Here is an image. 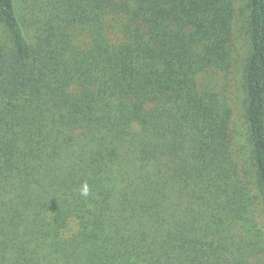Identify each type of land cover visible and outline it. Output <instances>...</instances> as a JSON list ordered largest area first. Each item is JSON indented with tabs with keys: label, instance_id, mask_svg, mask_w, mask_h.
<instances>
[{
	"label": "trees",
	"instance_id": "16d2710c",
	"mask_svg": "<svg viewBox=\"0 0 264 264\" xmlns=\"http://www.w3.org/2000/svg\"><path fill=\"white\" fill-rule=\"evenodd\" d=\"M217 4L0 0V264H264V0L245 142Z\"/></svg>",
	"mask_w": 264,
	"mask_h": 264
},
{
	"label": "rangeland",
	"instance_id": "374dc122",
	"mask_svg": "<svg viewBox=\"0 0 264 264\" xmlns=\"http://www.w3.org/2000/svg\"><path fill=\"white\" fill-rule=\"evenodd\" d=\"M24 0H17L18 5ZM32 1V0H27ZM35 2L37 0H34ZM46 2V0H42ZM248 0H218L217 10L220 23L217 25V39L224 42L222 52L226 54L222 68L210 71L207 76L213 81V88L220 101L228 100L239 133L246 141L247 131L244 120L245 93L243 88V69L249 53ZM224 17H228L225 26Z\"/></svg>",
	"mask_w": 264,
	"mask_h": 264
},
{
	"label": "clouds",
	"instance_id": "9594fccd",
	"mask_svg": "<svg viewBox=\"0 0 264 264\" xmlns=\"http://www.w3.org/2000/svg\"><path fill=\"white\" fill-rule=\"evenodd\" d=\"M81 195H83L85 197L89 195V187L87 184L82 186Z\"/></svg>",
	"mask_w": 264,
	"mask_h": 264
}]
</instances>
